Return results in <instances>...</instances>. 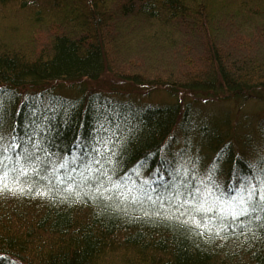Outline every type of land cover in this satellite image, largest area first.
<instances>
[{
  "label": "trees",
  "instance_id": "obj_1",
  "mask_svg": "<svg viewBox=\"0 0 264 264\" xmlns=\"http://www.w3.org/2000/svg\"><path fill=\"white\" fill-rule=\"evenodd\" d=\"M159 92L264 105V0H0V264H264V133Z\"/></svg>",
  "mask_w": 264,
  "mask_h": 264
},
{
  "label": "rangeland",
  "instance_id": "obj_2",
  "mask_svg": "<svg viewBox=\"0 0 264 264\" xmlns=\"http://www.w3.org/2000/svg\"><path fill=\"white\" fill-rule=\"evenodd\" d=\"M130 102L132 104H165L176 102L188 104L191 102V121H193V124L195 125H199L198 122L202 121L206 117H217L219 115L226 116L229 119L230 124L235 126V128L237 129L238 136H244L246 134L245 136H249L250 138H252L250 146L246 147V157L254 163L256 161L258 162V158L261 156L260 152L262 145L261 137L259 136V134L262 136L264 133V105L259 101L252 99L244 102L223 101L214 103H202L194 101L190 98L169 96L167 94L159 92L148 97H133V100H131ZM178 144L180 145L181 141H179ZM173 147L176 149L177 145H174ZM192 153L193 151H190V155ZM201 175V177L204 179L205 175L203 173H201ZM212 185L218 191L225 190V187L222 188L223 185L218 182L217 178H214L212 180ZM205 192L207 193L208 190H205ZM231 199H227L228 201L219 200V202L223 203V205L225 206H228V202L231 201Z\"/></svg>",
  "mask_w": 264,
  "mask_h": 264
},
{
  "label": "snow or ice",
  "instance_id": "obj_3",
  "mask_svg": "<svg viewBox=\"0 0 264 264\" xmlns=\"http://www.w3.org/2000/svg\"><path fill=\"white\" fill-rule=\"evenodd\" d=\"M254 195L255 189H251L248 191L246 198L240 193H238L237 196H233L231 201L228 202V206L220 208L221 218L231 216L233 219H236L237 217L246 215L249 212V205ZM260 200L264 201V191H262L260 194ZM215 206L216 205L214 203L211 207L205 208L204 205L201 204L197 210L204 212H212Z\"/></svg>",
  "mask_w": 264,
  "mask_h": 264
}]
</instances>
